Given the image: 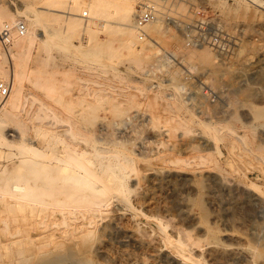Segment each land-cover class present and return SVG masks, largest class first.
I'll return each mask as SVG.
<instances>
[{"label": "rangeland", "instance_id": "374dc122", "mask_svg": "<svg viewBox=\"0 0 264 264\" xmlns=\"http://www.w3.org/2000/svg\"><path fill=\"white\" fill-rule=\"evenodd\" d=\"M95 1L0 0V23L18 18L33 27L36 14L34 28L44 34L19 53L11 47L14 85L18 82L22 90L18 106L5 115L0 111V138L33 150L20 157L17 148L0 146L1 179L17 178L30 186L25 199L0 198V264H82L85 255L94 264H181L154 240L160 226L205 264H247L243 257L227 261L219 255L217 248L228 243L248 248L250 264H264V218L258 211L260 206L264 210V198L256 199L253 209L241 188L236 199L231 189L237 184L236 171L264 188V140L257 135L264 129V9H235L234 2H224L222 12L216 8L228 27L240 26L244 34L225 65L202 61L201 48L191 49L195 55L190 61V49L185 51L186 66L195 75L208 72L218 93L215 102H204L201 113H195L178 87L145 95L128 88L156 59L157 47L150 50L147 43L139 54L136 43L121 38L122 0H102L103 12L94 15L87 6ZM82 11L88 12L85 20L79 17ZM161 22L149 25L151 34L164 46L179 43L176 32L162 29ZM8 62L2 63L0 80L10 82ZM169 76L180 84L177 68ZM65 145L72 152L69 157L62 150ZM76 151L82 153L77 160L89 163L100 178L96 182L76 169L71 159ZM6 163L11 164L9 173Z\"/></svg>", "mask_w": 264, "mask_h": 264}, {"label": "built area", "instance_id": "2783aa9c", "mask_svg": "<svg viewBox=\"0 0 264 264\" xmlns=\"http://www.w3.org/2000/svg\"><path fill=\"white\" fill-rule=\"evenodd\" d=\"M210 1L134 0L135 49L142 54L144 45L151 43L157 47V52L156 59L135 76V86L128 88L135 90L139 95H145V92L150 90H175V87H178L181 99L195 113H201L199 106L204 102L213 103L217 100L218 93L212 88L214 85L208 72L200 75L191 72L183 61L185 51L207 47L214 54L215 63L225 65L230 56L234 55L233 52L244 34L240 26L236 27V30H231L232 28L223 21L219 11L210 4ZM221 1L233 2V0ZM182 5L185 7L184 10L180 9ZM82 17H88L86 11L82 12ZM158 19L162 20V29L176 32L180 39L179 43L164 46L151 34L148 26ZM26 31L27 24L24 20L3 21L0 23V47L8 51L15 40L24 36ZM176 68L182 78L180 84L175 85L169 75ZM145 81H148L147 85ZM10 89L9 81L0 80L1 98L8 96Z\"/></svg>", "mask_w": 264, "mask_h": 264}, {"label": "bare ground", "instance_id": "6f19581e", "mask_svg": "<svg viewBox=\"0 0 264 264\" xmlns=\"http://www.w3.org/2000/svg\"><path fill=\"white\" fill-rule=\"evenodd\" d=\"M119 2V1H118ZM225 1H221V0H219V1H215V2H212V5L215 7V8H217L220 12H222L223 10H226L227 9V6L225 5V3H224ZM234 2V6H235V9H243V10H246L247 8H251L253 11H255V12H262V9H264V0H234L233 1ZM120 3V2H119ZM118 3V4H119ZM102 4H103V2H102V0H97V1H95V2H93V3H91V4H88V9L95 15V14H99V13H101V11H102ZM114 5V4H113ZM113 5H112V7H113ZM120 6V5H119ZM86 7V6H85ZM114 8V7H113ZM71 9V8H70ZM106 9V8H105ZM180 9H185V7L182 5L181 7H180ZM233 9V8H232ZM4 10V9H3ZM83 12V11H82ZM103 12V11H102ZM230 12V11H229ZM66 14H70V15H74L73 13H71V12H69V11H66L65 12ZM2 14H3V16L5 17V12L4 11H2ZM87 14H88V12H87ZM23 15V14H22ZM21 15V16H22ZM32 15V14H31ZM6 16H7V19L8 20H11L12 18L9 16V15H7L6 14ZM29 16V15H28ZM37 15L35 14V17H34V19H33V27H27V31H26V33H25V35L24 36H22V37H19V38H17L16 40H15V42H14V44H13V47H15V48H17V51L15 52V53H19L20 51H24V49L26 48V47H30V46H32L35 42H36V40H38L39 38H41V36H42V34L41 33H39V32H37V30L34 28V27H36V25H38V18L36 17ZM76 16V15H75ZM119 16L121 17V20L120 21H122L121 22V34H120V36H121V38L124 40V41H130V42H132V43H136V35H135V32H134V30H133V23H134V1L133 0H122V3H121V6H120V8H119ZM261 16V15H260ZM24 17H25V15H24ZM30 17V16H29ZM68 17H70V16H68ZM79 17H82V13L79 15ZM262 17V16H261ZM32 18V17H31ZM260 18V17H259ZM13 19H14V17H13ZM76 19H78V18H76ZM92 19V18H91ZM17 20H19L18 18L17 19H15V20H12V21H17ZM20 20H22V19H20ZM84 20H85V18H84ZM102 21V20H101ZM160 21H162L161 19H158L157 21H155L154 23H157V22H160ZM154 23H152L151 25H153ZM79 24V23H78ZM263 25V24H262ZM149 27V26H148ZM236 26L235 25H232V28H235ZM263 27V26H262ZM264 30V29H263ZM261 33V32H260ZM43 36H44V34H43ZM119 36V35H118ZM126 45V44H125ZM108 46V45H107ZM147 48L148 49H150V50H154V48H156V46H154L153 44H151V43H148V45H147ZM147 49V50H148ZM243 49V48H242ZM241 49V50H242ZM196 50V49H195ZM189 51V52H188ZM187 51V54L188 53H190V55L188 56V58L187 59H189V61H190V56L192 55V54H194V53H192L191 54V52L193 51V50H188ZM155 52H156V50H155ZM198 52H199V55H198V57L202 60V61H207V60H211V62L216 66L217 64L215 63V57L213 56H211V52H210V50H208L207 48H204V47H202L201 49H199L198 50ZM13 51H11V48L8 50V51H3V49L0 47V56H1V59H0V72H2V70H4V69H2V68H4V67H2L3 65H2V63H6V61H9L8 63H10V59H12L13 57ZM195 55V54H194ZM187 56V55H186ZM12 57V58H11ZM197 57V56H196ZM192 58V57H191ZM185 59V58H184ZM186 59V60H187ZM193 59V58H192ZM191 59V60H192ZM185 60V61H186ZM188 61V60H187ZM186 61V62H187ZM195 62V61H194ZM191 65V64H190ZM196 65V64H195ZM199 65V64H198ZM212 65V64H211ZM194 66V65H193ZM202 66V65H201ZM204 66V65H203ZM210 66V65H209ZM214 66V68H216ZM218 66V65H217ZM222 66V65H221ZM9 67H10V70H9V75H10V86H11V89H10V93H9V95L8 96H6V97H4V99H3V101L0 103V111L1 110H3V111H5V112H3V114L4 113H7V111H8V108L9 107H14V106H16L17 105V102L19 101V97H20V94H21V90H22V88H21V86H20V84L17 82V85H14V81H15V77H16V74L14 73V69H13V64H11L10 63V65H9ZM189 67V66H188ZM212 67V66H211ZM191 69H193V67H189V70H191ZM195 70V69H194ZM5 71V70H4ZM212 72V71H211ZM2 76H4V75H2ZM16 83V82H15ZM14 90H16V95H14L15 96V98H14V96L9 100V97L11 96V93H12V91H14ZM15 93H13V94H15ZM225 94V93H224ZM222 96V95H221ZM18 106V105H17ZM10 109V108H9ZM16 109V108H15ZM205 109V108H204ZM249 109V108H248ZM12 110V109H11ZM251 110V109H250ZM13 111V110H12ZM224 111H226V110H224ZM253 111V110H252ZM9 112V111H8ZM232 112V111H231ZM255 112V111H254ZM13 113V112H12ZM257 113V112H256ZM5 115V114H4ZM12 115V114H11ZM9 116V115H8ZM7 115L5 116V117H8ZM222 117V116H221ZM262 118H263V116H261ZM208 118V117H207ZM199 120H200V118H198ZM10 120V119H9ZM235 120V119H234ZM250 120V119H249ZM260 120H262V119H260ZM237 121V120H236ZM256 122V121H255ZM257 122H258V120H257ZM247 123V122H246ZM258 124V123H257ZM261 124V123H260ZM259 124V125H260ZM263 125V124H262ZM256 126V125H255ZM264 126V125H263ZM241 127H242V125H241ZM251 127H252V125H251ZM259 127V126H258ZM219 128V127H218ZM245 128H248V127H245ZM69 129V128H68ZM244 129V128H243ZM249 129V128H248ZM248 129H246V131L248 130ZM252 129V128H251ZM255 130V129H254ZM230 132L232 131V130H229ZM252 131V130H251ZM185 132V131H184ZM234 132V131H233ZM69 133V132H68ZM217 133V132H216ZM224 133V132H223ZM250 133V132H249ZM254 133H256V131H254ZM2 134V133H1ZM222 134V133H221ZM230 134V133H229ZM235 135H236V133H234ZM68 135V134H67ZM231 135V134H230ZM234 135V137H238V138H240L239 140H241V137L239 136V135H236L235 136ZM252 135V134H251ZM257 135H259V137L262 139V140H264V129H262V130H259V132H258V134ZM259 138V139H260ZM73 139V138H72ZM220 139V138H219ZM244 140V139H243ZM243 140H242V142H243ZM217 141H219V140H217ZM236 141V140H235ZM19 142V141H18ZM241 142V141H240ZM229 143V142H228ZM237 143H239V142H237ZM248 143V142H247ZM246 142H244L242 145L244 146L245 144H247ZM254 143V142H253ZM218 144V143H217ZM233 144H235V143H233ZM1 145H3L4 147H6V149H8L7 147H15V148H17L18 150V155L19 154H21V155H19L20 157H22V156H24L25 157V154L26 153H28L27 152V150L29 149V150H31L30 148H28L26 145L24 146V144L22 145V144H20V143H18V144H12V143H10L9 142V139H8V141L7 140H4V139H2V137L0 138V146ZM214 145V147H216V148H218L217 146H216V144H213ZM234 146V145H233ZM2 147V146H1ZM245 147V146H244ZM69 148V146L68 147H66V145L65 146H62V150L67 154V156L69 157V156H71L72 155V152L70 151V149H68ZM77 148V147H76ZM85 148H86V146H85ZM211 148V147H210ZM245 148H247V147H245ZM258 148H260V147H258ZM262 148V147H261ZM73 149V148H72ZM71 149V150H72ZM213 149V148H212ZM219 149V148H218ZM235 149H236V147H235ZM255 149V148H254ZM33 150V149H32ZM75 150V149H74ZM86 150V149H85ZM229 150H230V154L231 155H234V154H236V151L234 150V148L232 147V142H231V144H230V148H229ZM250 150V149H249ZM7 151V150H6ZM7 152H10L9 150L7 151ZM84 152V151H83ZM90 152H92V151H90ZM238 152V151H237ZM243 152V151H242ZM239 153V152H238ZM244 153V152H243ZM15 154V153H14ZM29 154V153H28ZM82 154V153H81ZM80 154V152L79 151H76V152H74L73 153V156L71 157V159L73 160V162H74V164L76 165V163L79 165V168H77L78 167V165H76V169L79 171V169H81L82 171H85V173L84 174H88L89 175V177H91L92 178V175H93V177L96 175L95 173H93L92 174V172H95V171H91V169H89L88 167L90 166V165H88L87 164V166H85V165H83L82 163H80V160H77V157H79L78 155H81ZM87 154H91V153H87ZM7 155H8V153H7ZM27 155V154H26ZM83 155H85L86 156V154H83ZM209 155V154H208ZM207 155V156H208ZM242 155V154H241ZM13 156V155H12ZM11 156V157H12ZM17 156V155H16ZM77 156V157H76ZM82 156V155H81ZM80 156V157H81ZM206 156V155H205ZM205 156L203 157V156H200V158L201 157H203V158H205ZM244 156V155H243ZM23 157V158H24ZM27 157H28V155H27ZM31 157V156H30ZM29 157V158H30ZM36 157V156H35ZM61 157V156H60ZM59 157V158H60ZM63 157V156H62ZM79 157V158H80ZM86 157H88V156H86ZM209 157V156H208ZM14 158H16V157H14ZM58 157L57 158H55V159H59ZM202 158V159H203ZM258 158H260L259 156H258ZM263 158V157H262ZM262 158H261V160H262ZM10 159V158H9ZM32 159H34V158H32ZM40 159V158H39ZM53 159V158H52ZM62 159V158H61ZM70 159V158H69ZM68 159V161L70 162V160ZM201 159V160H202ZM49 160H51V158L49 159ZM63 160H65V159H62L61 161L62 162H65V161H63ZM4 161V160H3ZM67 161V162H68ZM207 161H209V160H207ZM210 161H211V159H210ZM58 162V161H57ZM67 162H65V164L67 163ZM72 162V161H71ZM84 162H86L87 163V161H84ZM203 163V162H202ZM208 163V162H207ZM213 163V162H212ZM232 163V162H231ZM241 163V162H240ZM72 164V163H71ZM214 164V163H213ZM217 164V163H216ZM229 164V163H228ZM10 163H6V165H5V170L8 172L9 170V168H10ZM46 165V164H45ZM49 164H47V166H48ZM67 165H69V164H67ZM1 166V165H0ZM18 166V165H17ZM56 166H59V165H56ZM61 166V165H60ZM59 166V167H60ZM19 167V166H18ZM26 167V166H25ZM69 167V166H68ZM72 167V166H71ZM73 167H75L74 165H73ZM216 167V166H215ZM234 167V166H233ZM3 168V167H2ZM62 168V167H61ZM61 168H60V170H61ZM90 168H92V167H90ZM191 168V167H190ZM74 169V168H73ZM84 169V170H83ZM217 169H219V167L217 168ZM261 169V171L262 172H260V173H263V177H264V168L262 167V168H260ZM3 170V169H2ZM19 170H20V168H19ZM27 170V169H26ZM25 170V171H26ZM80 170V171H81ZM193 170V169H192ZM191 170V171H192ZM224 170V169H223ZM63 171V170H62ZM75 171V170H74ZM158 171V170H157ZM160 171V170H159ZM163 171V170H162ZM183 171V170H182ZM195 171V170H194ZM207 171V170H206ZM234 171V170H233ZM236 171V170H235ZM234 171V172H235ZM3 172H5V171H3ZM59 172V171H58ZM65 172V171H64ZM9 173V172H8ZM60 173V172H59ZM62 173V172H61ZM60 173V174H61ZM154 173V172H153ZM68 174V173H67ZM72 174V173H71ZM86 174V175H87ZM162 174H164V173H162ZM196 174V173H195ZM200 174V173H199ZM2 175V174H1ZM16 175V174H15ZM27 175V174H26ZM40 175V174H39ZM57 175H59V174H57ZM69 175V174H68ZM73 175V174H72ZM75 175V174H74ZM192 175V174H191ZM18 176V175H17ZM235 176H237V178H238V180H237V184H235L234 186L235 187H230L232 190H233V196L235 197V199H236V197H237V195H239L240 193L238 192L239 190V188H241L242 189V191L245 193V197H244V201L246 202V205L247 206H249V207H251V208H253L254 209V207H253V202L254 201H256V199H258L259 197H262V198H264V188L263 189H260L258 186H256L255 185V183L254 182H252L250 179H247V177L245 176V174L243 173H239L238 171H236V175ZM5 177V176H4ZM63 177V176H62ZM79 177V176H78ZM88 177V176H87ZM141 177H143V176H141ZM39 178V177H38ZM66 178V177H65ZM95 178V177H94ZM94 178H92V179H94ZM99 177H97V179H98ZM112 178V177H111ZM190 178V177H189ZM224 178V177H223ZM230 178V177H229ZM44 179V178H43ZM59 179H61V178H59ZM96 178L94 179V181L96 182V180H97ZM100 179V178H99ZM37 179H35V181H36ZM50 180V179H49ZM48 180V181H49ZM58 180V179H57ZM64 180V179H63ZM139 180V179H138ZM142 180H143V178H142ZM40 181H41V178H40ZM39 181V182H40ZM54 181V180H53ZM105 181V180H104ZM104 181H102V179H101V183L103 182V183H105ZM141 181V180H140ZM231 181V180H230ZM33 182H34V180H33ZM63 182V181H62ZM100 182V181H99ZM139 182V181H138ZM28 183V182H27ZM35 183V182H34ZM102 183V184H103ZM107 183V182H106ZM230 184H233V183H227V186H230ZM181 185V184H180ZM101 186V185H100ZM103 186V185H102ZM226 186V185H225ZM240 186V187H239ZM30 187V186H29ZM28 187V188H29ZM38 187V186H37ZM28 188L26 187V185H25V182H22V181H20L19 179H17V178H12V177H7V178H4V179H1V177H0V198H2L1 200L2 201H4L3 199H5V198H8V200L9 199H12V200H16L17 198H21V199H25V198H23L24 196H25V194H26V192L28 191ZM103 188V187H102ZM80 189V188H79ZM87 189V188H86ZM144 190V189H143ZM227 192V191H226ZM145 193V192H144ZM239 193V194H238ZM181 196V195H180ZM242 196V195H241ZM240 199V198H239ZM17 200H19V199H17ZM148 200V199H147ZM146 200V201H147ZM150 200V199H149ZM262 200V199H261ZM11 201V200H10ZM22 201V200H21ZM141 201H143L142 199H141ZM1 202V201H0ZM12 202V201H11ZM26 202V201H25ZM9 203V202H8ZM20 203H22V202H20ZM150 203V202H149ZM176 203V202H175ZM1 204V203H0ZM100 204H102V203H99L98 205H100ZM240 204V203H239ZM243 204V203H242ZM2 205H3V207H4V202H2ZM103 205H105V203L103 204ZM107 205V204H106ZM244 205V204H243ZM151 206V205H150ZM158 206V205H157ZM99 207V206H98ZM100 207H101V205H100ZM99 207V208H100ZM152 207V206H151ZM239 207V206H238ZM0 208H1V206H0ZM162 208V207H161ZM242 208V207H241ZM3 209H5V208H3ZM2 209V210H3ZM183 209V208H182ZM236 209V208H235ZM258 209V208H257ZM99 210V209H98ZM5 211H6V209H5ZM248 211V210H247ZM259 214H260V218H264V210H263V208L260 206L259 207ZM240 212V211H239ZM238 212V213H239ZM138 213H139V210H138ZM140 213H142V212H140ZM236 213V212H235ZM245 213V212H244ZM130 214V213H129ZM132 214V213H131ZM2 215V214H1ZM0 215V217H2ZM127 216H128V213L126 214ZM143 215V214H142ZM189 215V214H188ZM236 215H238V214H236ZM240 215H241V213H240ZM134 216V215H133ZM144 216V215H143ZM3 217H5L4 215H3ZM130 217V216H129ZM140 217V216H139ZM145 217V216H144ZM235 217V216H234ZM7 218V217H6ZM136 218V217H135ZM134 218V219H135ZM1 219H4V218H1ZM140 219V218H139ZM169 219V218H168ZM136 220H138V219H136ZM143 220V219H142ZM142 220H140V221H142ZM224 220V219H223ZM240 220V219H239ZM252 220V216L251 217H249L247 220H246V222L249 224V222ZM263 220V219H262ZM7 221H8V218H7ZM134 221V220H133ZM139 221V220H138ZM123 222H124V219H123ZM126 223H127V221H125ZM137 222V221H136ZM155 222V221H154ZM157 222V221H156ZM155 222V223H156ZM171 222V221H170ZM245 222V223H246ZM260 222V221H259ZM2 224H3V222H1ZM0 223V224H1ZM7 223V222H6ZM126 223H125V225H126ZM139 223V222H138ZM149 223V222H148ZM244 223V224H245ZM137 224V223H136ZM143 224V223H142ZM248 224H246V225H248ZM127 225H128V223H127ZM126 225V226H127ZM131 225V223L129 224V226ZM138 225V224H137ZM162 225V224H161ZM164 225V224H163ZM2 226V225H1ZM4 226H5V224H4ZM7 226H9V225H7ZM128 226V227H129ZM147 226H149V225H147ZM140 227H142V226H140ZM144 227V226H143ZM5 228H6V226H5ZM133 228H134V226H133ZM147 228V227H146ZM178 228V227H177ZM181 228V227H180ZM126 229H127V227H126ZM131 229V228H130ZM135 229V228H134ZM141 229V228H140ZM181 229H183V228H181ZM187 229V228H186ZM0 230H2L1 228H0ZM125 230V229H124ZM179 230V229H178ZM188 230V229H187ZM5 231H6V229H5ZM8 231V230H7ZM123 231V230H122ZM153 231V230H152ZM180 231V230H179ZM194 231V230H193ZM192 231V232H193ZM182 232V231H181ZM189 232V231H188ZM7 233V232H6ZM8 233H10V232H8ZM145 233V232H144ZM150 233L153 235V233L150 231ZM156 233V235H157V237L154 239V240H158L160 243H161V247H163V249H165V250H167L168 252H169V254H171V255H173V256H175V257H177V259H179L180 261H181V264H205L203 261H201L200 260V258L198 259V257L196 258V256L194 257L193 256V254H192V252H191V250L189 249V247H187V245H185L182 241H180L179 239H174V237H172V234H171V237L169 236V232L167 233V231L163 228V227H161L160 226V228L158 229V231L157 232H155ZM183 233V232H182ZM186 233V232H185ZM190 233H191V231H190ZM3 234V233H2ZM129 234V233H128ZM139 234V233H138ZM192 234V233H191ZM142 235V234H141ZM187 235H188V233H187ZM187 235H183V236H186V237H188ZM139 236V235H138ZM155 236V235H154ZM174 236H176V235H174ZM191 236V235H190ZM226 236V235H225ZM3 237V236H2ZM144 237V235L142 236V238ZM149 237V236H148ZM193 237H196V236H193ZM207 237V236H206ZM228 237H230V238H232L233 237V235L232 236H228ZM5 238V237H4ZM131 238V237H130ZM140 238V237H139ZM138 238V239H139ZM183 238H185V237H183ZM221 238V237H220ZM236 238V237H235ZM136 239V238H135ZM144 239H145V237H144ZM182 239V238H181ZM218 239V238H217ZM10 240V239H9ZM187 240H190V239H187ZM210 240V239H209ZM208 240V241H209ZM1 241V240H0ZM5 241H6V239H5ZM102 241V240H101ZM142 241V240H141ZM144 241V240H143ZM146 241H147V239H146ZM213 241V240H212ZM2 242V241H1ZM145 242V241H144ZM148 242V241H147ZM153 242V241H152ZM194 242V241H193ZM192 242V243H193ZM195 242H196V239H195ZM199 242V241H198ZM201 242V241H200ZM204 242H206V241H204ZM203 242V243H204ZM6 243V242H5ZM102 243V242H101ZM156 243V242H155ZM159 243V244H160ZM186 243V242H185ZM191 243V242H190ZM202 243V244H203ZM213 243V242H212ZM218 243V242H217ZM233 243H235V242H233ZM7 244V243H6ZM146 244V243H145ZM187 244V243H186ZM197 244V243H196ZM200 244V243H199ZM198 244V245H199ZM206 245H208L207 243H205ZM205 244H203L204 246H205ZM216 244V243H215ZM219 244V243H218ZM157 245V244H156ZM197 245V246H198ZM152 246V245H151ZM150 246V247H151ZM158 246V245H157ZM197 246H195L196 248H197ZM209 246V245H208ZM211 246V245H210ZM219 246V245H218ZM89 247V246H88ZM104 247V246H103ZM108 247V246H107ZM145 248H146V246H144ZM159 247V246H158ZM200 247V246H199ZM203 247V246H202ZM202 247H200V248H202ZM217 247V246H216ZM215 247V248H216ZM99 248V247H98ZM104 248H106V247H104ZM196 248H194V249H196ZM199 248V249H200ZM214 248V247H213ZM149 249H151V248H149ZM148 249V250H149ZM218 250V253H219V255L221 256V257H223L224 259H226L227 261H231V260H233V259H236V258H244L245 259V261L247 262V264H250V261H249V258H250V254H252L250 251H249V249L248 248H246V247H243V246H239V245H237V244H229L228 243V245H225V246H220V247H218L217 248ZM79 250V249H78ZM90 250V249H89ZM144 250V249H143ZM147 250V249H146ZM152 250V249H151ZM206 250V249H205ZM105 251V250H104ZM108 251V250H107ZM106 251V252H107ZM155 251V250H154ZM252 251V250H251ZM108 252H110V251H108ZM149 253L151 252V251H148ZM147 252V253H148ZM203 252V251H202ZM112 254V253H111ZM110 254V255H111ZM120 254V253H119ZM153 254V253H152ZM263 254V253H262ZM113 255V254H112ZM196 255V254H195ZM201 255V254H200ZM3 256V255H2ZM88 256L89 255H85L84 257H83V259H81L80 260V262L82 263V264H94L93 262H92V260H90V258H88ZM150 256V255H149ZM157 256V255H156ZM161 256V255H160ZM198 256V255H197ZM130 257V256H129ZM152 257H153V255H152ZM151 257V258H152ZM154 258V257H153ZM216 258V257H215ZM218 258V257H217ZM29 259V258H28ZM54 259H57V258H54ZM174 259V258H173ZM252 259V258H251ZM45 260V259H44ZM47 260H49V259H47ZM178 260V261H179ZM133 261V260H132ZM156 261V260H155ZM175 261V260H174ZM225 261V260H224ZM5 262V261H4ZM7 262V261H6ZM57 262V261H56ZM59 262V261H58ZM121 262V261H120ZM206 262V261H205ZM2 263V262H1ZM29 262L27 261V264H28ZM35 263V262H34ZM62 263V262H61ZM154 263V262H153ZM152 263V264H153ZM158 263V262H157ZM253 263V262H252ZM21 264V263H20ZM37 264H53V263H51L50 261L49 262H47V261H40L39 263L37 262ZM132 264V263H131ZM155 264V263H154ZM236 264V263H235ZM240 264V263H239Z\"/></svg>", "mask_w": 264, "mask_h": 264}]
</instances>
